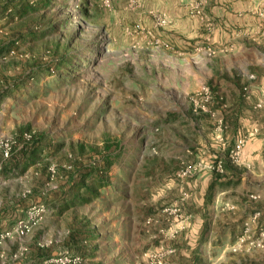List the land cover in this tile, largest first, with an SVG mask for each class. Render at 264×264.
Wrapping results in <instances>:
<instances>
[{"label":"rangeland","instance_id":"1","mask_svg":"<svg viewBox=\"0 0 264 264\" xmlns=\"http://www.w3.org/2000/svg\"><path fill=\"white\" fill-rule=\"evenodd\" d=\"M150 8L162 13V0H0V154L11 156L22 131L26 140L44 134L52 144L18 166L0 161V235L32 207L47 209L28 234L2 241L0 264H264V187L254 180H246L244 197L230 191L222 204L210 201L221 218H234L225 235L189 226L185 212L202 207V189L214 199L232 182L225 163L241 161L249 135L227 150L229 124L215 107H227L217 103L218 86L228 80L225 64L244 68L234 53L246 41L204 43L201 56L214 72L201 66L197 74L212 79L186 101L164 103L170 73L162 72V49H177L162 47L164 22ZM204 88L212 93L207 111L194 101ZM192 113L209 114L213 129H200ZM80 167H104L105 183L88 181L97 196L69 203ZM206 171L218 174L212 190L200 178ZM256 212L260 219L251 221Z\"/></svg>","mask_w":264,"mask_h":264},{"label":"crops","instance_id":"2","mask_svg":"<svg viewBox=\"0 0 264 264\" xmlns=\"http://www.w3.org/2000/svg\"><path fill=\"white\" fill-rule=\"evenodd\" d=\"M158 12L153 8L149 10L151 16L162 17L157 19L158 22L161 20L164 22L160 34L162 47L166 48V43H170L177 49L173 50V53L169 52L170 49H162V72L170 73L162 81L164 103L186 101L189 93H195L202 85L209 83V79H212L213 76H208L204 80L197 74L198 71H202L201 66H205L207 71L214 72L209 67L212 62L202 58L208 54V51L202 47L204 43L210 44L215 40L230 41L232 36L246 41L234 53V55L243 56L246 62L243 65L244 68L233 63L225 64L228 80L226 83H221L222 87L218 86V91L219 89L221 91L218 92L217 103L220 100L222 105L225 103L227 107L222 108L219 105L215 107L229 124V129L224 134L229 144L227 150L233 147L237 137L249 135L240 156L241 161L238 164L225 163L227 170L225 174L232 182L228 185L225 182L220 189L221 192L219 191L214 199L209 197L210 192L206 196L207 192L205 193V189H202L200 192L202 197L199 200L200 204L203 203L202 207H198V210L185 211L188 217L186 223L189 226L198 228L200 231L209 229L211 231L219 227L225 235L226 232L232 231L231 224L234 225L235 221L230 215H227V218L224 216L221 218L220 210H212L214 202L222 204L224 199L229 200L230 191H236L244 197L249 190L246 184L248 178L254 180L255 187H264V106L256 108L257 102L264 99V46L257 42L264 39V0H162V13L158 14ZM154 21L157 24L156 19ZM198 24L205 27L202 29ZM252 52L257 53V60L252 58ZM183 55L185 58H182ZM223 57L226 60L230 58L228 54H224ZM194 61L200 70L192 64ZM221 71L223 72V68ZM252 76H255V81L250 80ZM190 78L195 79L196 83L192 84ZM247 84H250L248 89L245 86ZM213 87L215 88V84ZM192 115L201 122L200 129L209 132L213 129L208 123L209 114L194 115L192 113L190 116ZM183 117H186V114H183ZM253 129L257 131L251 132ZM204 175H206V184L210 187L218 178V174L213 171L202 173L200 178L205 177ZM199 179L198 183L201 182ZM211 200L214 201L212 205ZM262 212L264 214V211Z\"/></svg>","mask_w":264,"mask_h":264},{"label":"trees","instance_id":"3","mask_svg":"<svg viewBox=\"0 0 264 264\" xmlns=\"http://www.w3.org/2000/svg\"><path fill=\"white\" fill-rule=\"evenodd\" d=\"M14 8H18L17 5ZM12 10V7H8L6 11ZM15 12H18L19 9H14ZM46 139V136L44 134H33L29 140L25 139V131H22L20 134L17 135V142L16 145L13 147L12 154L10 157L5 158L4 155L0 154V161L3 165H6L5 168L9 167L8 164H11L12 166H18L21 165L22 162H29L28 160H33L36 155H38L40 152L45 151V147L47 149H50L51 143L47 141V145L44 144V141ZM10 165V166H11ZM10 168V167H9ZM95 169H89L86 170V168L83 170V167H80V171L77 175V179L75 178V186L73 187V199L69 201V203H86L90 202L94 197L97 196V189H92L90 186H88V181L96 186L95 188L104 186L103 183L105 181L103 180L105 177V169L104 167L100 170ZM104 181V182H103ZM84 191L86 193L90 194V197H85Z\"/></svg>","mask_w":264,"mask_h":264},{"label":"built area","instance_id":"4","mask_svg":"<svg viewBox=\"0 0 264 264\" xmlns=\"http://www.w3.org/2000/svg\"><path fill=\"white\" fill-rule=\"evenodd\" d=\"M212 99V93L210 91V88H204L196 97V99H194L195 103L200 102V108L204 111L206 110V106L208 105V103L211 101ZM262 106H264V102H261L258 107L261 108ZM31 134L30 137L31 138ZM28 138V139H29ZM244 146V140H241L239 142V144L236 146V150L234 149L233 154H235V152H239L240 149ZM1 151V150H0ZM3 155L5 157L9 156V150H2ZM199 165V164H198ZM198 165H194V167L198 166ZM193 167V168H194ZM209 168H212V166L210 165ZM47 211L46 207L44 205H36L34 207H32L28 213H27V217L23 220H20L15 229L13 231H7L5 233H2L0 235V244L2 243V241L6 238L11 237L14 233L18 234V235H26L28 234L32 228L33 225L35 224V222ZM260 212H256L254 215H252V220L251 221H257L260 219ZM246 226L248 228L250 222H245ZM244 238V237H243ZM242 238V239H243ZM15 257H19V255H15ZM81 263V259H68V258H59V259H52L51 264H80Z\"/></svg>","mask_w":264,"mask_h":264}]
</instances>
